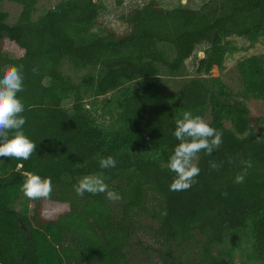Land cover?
I'll return each mask as SVG.
<instances>
[{"label": "trees", "instance_id": "obj_1", "mask_svg": "<svg viewBox=\"0 0 264 264\" xmlns=\"http://www.w3.org/2000/svg\"><path fill=\"white\" fill-rule=\"evenodd\" d=\"M9 1L24 9L15 25L0 11V73L6 43H13L21 53L10 67L23 66L24 91L17 94L25 105L23 131L37 149L28 160L0 158V262L131 264L133 237L140 218L150 212L157 221L151 228L164 264H233L215 255L213 246L228 230L239 229L250 231L255 254L264 259V127L257 136L250 133L247 108L221 100L201 77L182 87L181 111L153 87L158 64L176 68L204 41L213 50L199 60L198 72L221 66L227 52L220 45L223 38L264 31V0H211L200 8L172 9L150 0L125 14L122 32L99 21L101 0L63 1L37 21L32 19L37 0ZM160 42L172 44L173 60L160 50ZM68 58L102 63L106 70L98 80L89 76L77 83L62 73ZM33 67L39 68L38 75ZM239 72L248 89L264 98V61L250 57ZM137 78L146 79V87L119 100L123 127L106 132L85 108L83 90L105 94L122 79ZM72 93L76 101L69 111L63 101ZM208 102L211 126L222 133V143L210 156L200 153V173L189 190L169 191L175 173L162 164L167 165L179 143L173 136L175 121L185 111L205 110ZM225 120L233 129L224 126ZM109 155L116 166L100 168L99 159ZM248 160L252 167L244 182L234 183L244 169L242 161ZM210 162L221 167L212 169ZM32 173L50 177L53 191L47 200H32L34 213L28 217L11 208V193L22 190ZM95 173L106 178L119 200L76 194L77 177ZM153 194L158 203L149 211Z\"/></svg>", "mask_w": 264, "mask_h": 264}, {"label": "rangeland", "instance_id": "obj_2", "mask_svg": "<svg viewBox=\"0 0 264 264\" xmlns=\"http://www.w3.org/2000/svg\"><path fill=\"white\" fill-rule=\"evenodd\" d=\"M68 0H37L32 11V19L37 21L43 18L49 11L56 10L60 3ZM119 1L122 3L119 4ZM150 0H101L99 10V21L115 28L118 32L126 29L127 24L123 19L125 14L133 7H141ZM166 9H172L180 5L192 8H200L211 0H157ZM24 9L20 3L3 0L0 3V11L8 14L7 23L15 25ZM97 33H102L101 28L96 29ZM220 45L225 46V54L221 66H214L209 72H198L199 60L213 50V45L204 41L196 46L194 53L176 68L169 65L158 64L156 78L153 87L158 95L171 103L178 110H182L181 89L185 83L195 78H203L208 82L213 94H220L221 100L231 105L240 107L244 105L248 110L251 121L250 133L259 134L264 127V98L252 93L245 84L239 72V67L243 61L250 57H259L264 61V31L262 33L249 36H231L223 38ZM159 48L173 60L176 56L174 47L170 43L160 42ZM21 52L13 43H6L5 60L2 67L3 72L10 67V61ZM65 77L74 82H80L83 78L94 76L98 80L105 72L104 64H87L75 59H65L61 66ZM50 83V78L45 79V84ZM148 81L144 78L134 80L122 79L118 85L105 94H98L94 88L83 90V102L85 108L91 112L94 122L103 127L106 132L123 127L120 120L119 100L125 95L132 93L138 88L146 87ZM76 95L70 94L64 99L63 106L71 111ZM207 121L210 126L212 122V104L208 102V108L193 113ZM227 129H233L232 123L224 121ZM107 133V134H108ZM147 155H151L148 154ZM200 153L198 154L199 159ZM198 161V160H197ZM167 167L166 164H162ZM103 177L100 173L90 174ZM86 176V175H85ZM84 176L77 177L78 182ZM15 190L11 193V208L17 210L25 216L31 217L34 213L32 200L23 195L22 190ZM158 199L153 194L149 199V211L157 207ZM136 235L133 237L134 247L130 258L131 264H164L157 253L160 248L155 241L151 226L157 225V221L148 215L140 218ZM140 241V242H139ZM213 253L219 257L229 258L233 264H264V259H259L255 254V243L249 230H228L222 242L213 246ZM84 264H101L98 261L90 260Z\"/></svg>", "mask_w": 264, "mask_h": 264}, {"label": "clouds", "instance_id": "obj_3", "mask_svg": "<svg viewBox=\"0 0 264 264\" xmlns=\"http://www.w3.org/2000/svg\"><path fill=\"white\" fill-rule=\"evenodd\" d=\"M22 69V65H13L0 75V158L28 160L37 149V144L23 131L27 122L23 115L25 105L17 95L24 91ZM32 71L39 74L38 67H33ZM173 136L179 143L174 147L167 162L168 169L175 173L169 184V191H187L197 182L200 173L198 154L203 152L210 156L222 143V133L202 117L194 116L189 110L183 112L182 118L175 121ZM98 163L100 168L109 169L114 168L117 161L109 155L101 157ZM242 164L244 169L235 175L234 183L242 184L247 169L252 167L250 160L242 161ZM219 167L221 165L216 162H210V168L218 170ZM74 190L78 196L87 192L92 195L105 194L106 199L110 201L121 198L117 192L109 189L106 178L96 175L84 176L74 185ZM52 191L51 178H42L34 173L28 174L22 184L23 195L30 200H47Z\"/></svg>", "mask_w": 264, "mask_h": 264}, {"label": "water", "instance_id": "obj_4", "mask_svg": "<svg viewBox=\"0 0 264 264\" xmlns=\"http://www.w3.org/2000/svg\"><path fill=\"white\" fill-rule=\"evenodd\" d=\"M0 264H3V263L0 262Z\"/></svg>", "mask_w": 264, "mask_h": 264}]
</instances>
